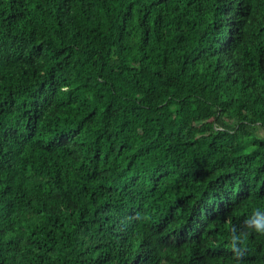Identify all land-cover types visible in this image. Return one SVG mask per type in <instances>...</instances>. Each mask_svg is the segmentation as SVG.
Instances as JSON below:
<instances>
[{
    "label": "trees",
    "instance_id": "1",
    "mask_svg": "<svg viewBox=\"0 0 264 264\" xmlns=\"http://www.w3.org/2000/svg\"><path fill=\"white\" fill-rule=\"evenodd\" d=\"M0 264H264V0H0Z\"/></svg>",
    "mask_w": 264,
    "mask_h": 264
}]
</instances>
